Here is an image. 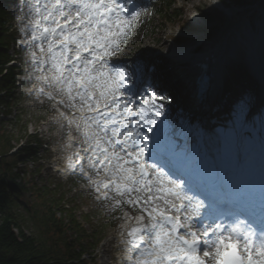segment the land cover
Listing matches in <instances>:
<instances>
[{"label": "snow or ice", "instance_id": "obj_1", "mask_svg": "<svg viewBox=\"0 0 264 264\" xmlns=\"http://www.w3.org/2000/svg\"><path fill=\"white\" fill-rule=\"evenodd\" d=\"M28 6L31 40L41 53L47 45L46 59L32 56L44 73L38 79L81 113L74 119L89 153L83 159L96 176L104 174L88 183L97 193L105 189L104 199H112L109 192L123 198L115 207L139 210L128 217L135 221L124 241L129 264H264V123L257 134L246 119L248 102L236 105L234 127L210 141L211 150H190L166 115L171 99L107 59L147 9L136 0Z\"/></svg>", "mask_w": 264, "mask_h": 264}, {"label": "rangeland", "instance_id": "obj_2", "mask_svg": "<svg viewBox=\"0 0 264 264\" xmlns=\"http://www.w3.org/2000/svg\"><path fill=\"white\" fill-rule=\"evenodd\" d=\"M177 6L182 9V19L181 24L171 27L170 25L162 24L158 17H152V9L150 0H136V3L144 9H147L146 12H142L135 22V26L132 30L131 35L128 37L127 43L121 44L119 51H117L112 59L122 67H124L130 74H136L138 71L136 61L138 56L144 58L150 56V54H156L157 49L165 48L168 49L171 47L169 38H172L174 35L183 34L186 36L185 43L188 42V38L192 37L189 32L194 31L203 38L207 40V43H211L216 38L221 30H230L235 26H238L242 21L246 23V18L244 13L241 14H232V9L229 10L230 14L222 13V11L214 10L208 0H173ZM224 5L227 4L226 0ZM15 1H12L11 5H8V10L12 16V33L21 40L24 37V26L17 21L18 12H16ZM193 10H198L200 13V22L203 25L200 28H196L191 24L190 17ZM262 14V11H259V15ZM22 20V19H21ZM146 28V29H145ZM26 35V33H25ZM227 39V38H225ZM164 41H167L166 45H162ZM198 41V40H197ZM196 42L195 44H198ZM17 51L15 56L17 66H20L21 63L27 65V56L26 54H21L20 47L17 44H14L10 50V54L13 56L14 52ZM161 61L159 57H154L151 61L143 62L144 67L142 70L145 72L147 67L156 68L158 62ZM163 62V61H161ZM164 68H166L165 63H163ZM235 63L229 65L227 70L230 73V68L234 67ZM27 69L22 67V71ZM17 73V72H16ZM33 74V71H32ZM166 75L165 73H163ZM171 81L164 82L160 88L156 89L161 94L168 96L171 99L170 104H166V115L169 122L172 124L174 130H183V125L185 124L186 113L180 107L182 106L183 99L177 101L180 98V93H175L176 86H172ZM250 84L247 83V88H250ZM247 91V92H245ZM247 93V94H244ZM241 94H244L241 97ZM15 105L13 108L12 117L19 116V121L12 120L7 123V131L12 134L13 146H23V141L16 143L15 138L19 137L20 134H24L22 127L26 125V131L29 135H33L36 139L41 141V147L39 155L43 157V160L36 163L41 165L39 168V174L33 177V183L38 186L48 185L51 188L55 186L58 191L57 193H63L64 198L61 203L62 207L69 210L74 209L75 219L77 222L81 223L84 231L87 235H94L91 237L92 242L95 238L100 237V242L94 249H88V253L93 258L94 264H118V260L121 258V252H123V237L122 231L128 229L133 220H129V212L133 208L130 205L122 204L120 207H115L116 200H122L123 198L111 195L114 197L112 201L100 202L97 201V196L93 193V190H84L86 183L83 185L79 180L75 179H61L55 175V167L60 166L62 161L68 154V140L65 139V132L67 129L63 126L62 121H58L61 124H52V119H56L57 112L55 113V108L52 105L41 109L40 111L36 108H31L30 100L23 98L20 95V90L16 89L14 92ZM236 100H247L250 98L256 99V94L254 91L245 89L243 86L235 90ZM229 108H234L231 102L228 103ZM45 116H47L46 119ZM42 119L43 122L40 123ZM49 122V123H48ZM181 127V128H180ZM35 166L30 163L28 164V172L33 171ZM29 180L30 176H26ZM29 199L28 194L24 198H21L19 202L21 205H24ZM121 213L119 214V212ZM135 211V210H133ZM139 212L138 209H136ZM127 213V216L125 215ZM59 216V214L57 213ZM124 216V219H123ZM106 218L107 220H105ZM32 228L29 229V232H32ZM86 243V242H85ZM87 260V257H84Z\"/></svg>", "mask_w": 264, "mask_h": 264}, {"label": "trees", "instance_id": "obj_3", "mask_svg": "<svg viewBox=\"0 0 264 264\" xmlns=\"http://www.w3.org/2000/svg\"><path fill=\"white\" fill-rule=\"evenodd\" d=\"M230 2L241 8H264V0ZM174 4L172 0H155V16L162 24L175 25L181 21V11L175 9ZM9 21L8 14L0 7V93H4L0 97V106L4 107L6 116L13 106L11 92L14 89L13 73L11 68H6L11 61L8 50L13 42ZM239 74L238 71L237 76ZM12 138L4 121L0 120V264H92L93 260L86 261L83 256L87 255V248L97 245L99 239L93 243L88 241L91 237L76 221L74 209L62 207L63 195L57 193V188L38 186L32 181L15 184L19 174L26 171V162L36 161V150L25 146L15 155L8 156L13 146ZM23 138L29 139V136L24 132L20 136ZM18 164L23 167L18 168ZM26 193L29 199L21 205L19 200ZM30 228L32 232L27 233ZM85 240L88 242L81 244Z\"/></svg>", "mask_w": 264, "mask_h": 264}, {"label": "bare ground", "instance_id": "obj_4", "mask_svg": "<svg viewBox=\"0 0 264 264\" xmlns=\"http://www.w3.org/2000/svg\"><path fill=\"white\" fill-rule=\"evenodd\" d=\"M217 7L222 12H225V11L227 12L226 8L222 4H217ZM25 15L26 17H29V14H25ZM224 30H226V28ZM222 31L223 30H221L219 33H221ZM218 36L219 37L216 38V40L211 42L212 46L208 49L210 52H216L217 56H219L218 57L219 58L218 80L215 81V85H214L215 90L213 91L212 97L214 99L219 97V92H220L219 81H221V74L225 78L227 74V70H226L227 65H229L233 61L239 60V58L242 56L241 53H243V50H245L247 54L243 60V64H245L247 69L251 70L250 72L253 73V75L256 77V79L259 82L262 79L264 82V70H263L264 67L261 66V62L259 60V54L262 51V45H263V39H264V20L262 21L260 20L258 22V24L256 25V29L254 31V34L247 32L246 28L244 27V23L242 22V23H239V25L236 27V29L232 32L230 36L226 35V38L228 39H222L219 34ZM166 44H167V41H164L162 43L163 46ZM179 49L180 51L176 53V57L183 60L185 59L187 54L185 53L184 50H182V48H179ZM153 56L155 55H151L149 56V58L152 59ZM149 58L147 60H149ZM163 73H165L166 75L162 74V76L160 77L161 82L170 81V79L172 78L171 72L167 71ZM181 73L182 72L179 73L178 70L176 72V74L178 75V80H176L177 83L179 82L177 84L178 86L174 84V80L171 81V87L176 86L175 90L178 92H179V89L182 87L181 83H182L183 77L181 80L179 79V76H181ZM186 74L188 73L185 72V75ZM146 79H148V77ZM184 84H186V82ZM261 93H262V98L264 99V88ZM184 96H185L184 93L181 92L180 97H184ZM177 100H179V98ZM219 103H221V101ZM186 104L183 102L180 109L183 107V109L186 110V107H187ZM80 115L81 113H79L78 111H75L69 115H66V118L69 121L70 120L73 121V123L77 127V124L80 122L78 120H75L74 117H79Z\"/></svg>", "mask_w": 264, "mask_h": 264}]
</instances>
